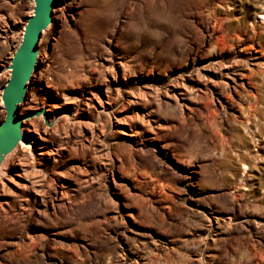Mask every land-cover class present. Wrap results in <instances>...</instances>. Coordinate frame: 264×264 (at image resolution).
<instances>
[{
    "label": "rangeland",
    "instance_id": "1",
    "mask_svg": "<svg viewBox=\"0 0 264 264\" xmlns=\"http://www.w3.org/2000/svg\"><path fill=\"white\" fill-rule=\"evenodd\" d=\"M55 6L0 264H264V0ZM33 8L0 0V123Z\"/></svg>",
    "mask_w": 264,
    "mask_h": 264
},
{
    "label": "water",
    "instance_id": "2",
    "mask_svg": "<svg viewBox=\"0 0 264 264\" xmlns=\"http://www.w3.org/2000/svg\"><path fill=\"white\" fill-rule=\"evenodd\" d=\"M56 0H33L32 15L23 29L22 40L15 50L8 67L10 77L2 88L1 101L5 118L0 123V166L20 141L22 122L27 120L18 114L19 106L24 102L28 83L36 69L39 55V41L52 22Z\"/></svg>",
    "mask_w": 264,
    "mask_h": 264
},
{
    "label": "bare ground",
    "instance_id": "3",
    "mask_svg": "<svg viewBox=\"0 0 264 264\" xmlns=\"http://www.w3.org/2000/svg\"><path fill=\"white\" fill-rule=\"evenodd\" d=\"M262 18H264V17H262ZM48 29H46L43 33H46V31H47ZM25 122H27L26 120H23V122H22V130H21V134H22V137H23V141H20L18 144H17V146H16V148L10 153V154H8L5 158H4V160H3V162H2V164H1V166H0V179L2 178V177H4L5 176V172H6V170L9 168V167H11V165H12V160H13V158H14V156L16 155V154H18L20 151H26V150H28V146L29 145H27L26 144V142L28 141L27 139H26V137H25V127H23V124H25Z\"/></svg>",
    "mask_w": 264,
    "mask_h": 264
}]
</instances>
